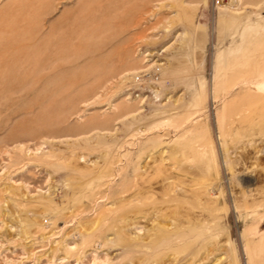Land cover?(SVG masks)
Masks as SVG:
<instances>
[{
    "label": "rangeland",
    "instance_id": "1",
    "mask_svg": "<svg viewBox=\"0 0 264 264\" xmlns=\"http://www.w3.org/2000/svg\"><path fill=\"white\" fill-rule=\"evenodd\" d=\"M0 264H264V0H0Z\"/></svg>",
    "mask_w": 264,
    "mask_h": 264
}]
</instances>
